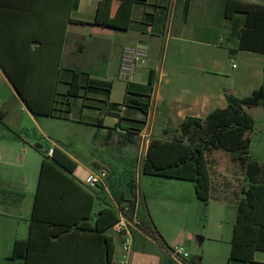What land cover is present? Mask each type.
<instances>
[{
	"label": "crops",
	"instance_id": "1",
	"mask_svg": "<svg viewBox=\"0 0 264 264\" xmlns=\"http://www.w3.org/2000/svg\"><path fill=\"white\" fill-rule=\"evenodd\" d=\"M98 1L10 0L9 2L14 5L17 3L24 8L0 12V35L15 37L17 43L23 37L32 35L53 36L56 37L57 43L64 39L61 49L58 45L57 49L50 50L54 55V60L51 58L44 65L40 64V67L49 68V70L51 67L53 69L60 67V75L65 79V82H60L65 85L63 89H66L67 81L73 75L72 68L90 70L98 61L102 65L96 68L97 72L87 75L82 73L81 81L84 82L88 78L110 80L112 61L109 60L108 52L111 47L114 46L118 50L117 63L121 69L124 48L142 46L146 50L145 58L139 60L140 63H135L128 75H123L122 70L121 73L124 77H130L128 79L132 84L131 89L135 91L141 89L142 86L150 85L149 75L150 70H153L155 81L150 88L149 112L146 115L140 108L127 104L129 95H131L127 92L129 84L127 82L124 98L119 101V103L125 102V107L122 108L119 104L108 112L113 118V124L104 122L100 124L108 130L112 128V135H122L127 131L125 124L126 126L138 125L135 119L146 117L145 125L137 130V134L141 135L149 131L155 133L152 137H164L165 128L176 127L187 115L205 117L216 107L226 106L227 91L237 96H245L264 83V52L255 50L251 46L250 48L240 46V32L245 27L246 16L240 11L227 15L225 0H190L186 16L184 0L136 2L132 12V22L127 29L93 23ZM247 1L264 4V0ZM167 3L169 11L164 20L163 5ZM117 4L118 0H114L113 9ZM4 7L0 3V8ZM165 40L168 51L165 54V62H162L159 54ZM6 41L10 44V38H6ZM249 42L253 44V40H248ZM21 52L22 50L18 49L15 57L13 51L3 49V57L8 61V66L17 65L13 62L15 58L21 59L19 55ZM56 54H60L61 57L59 65L53 63L56 60ZM145 68H147L146 77L141 79L136 77L139 73H143ZM0 73L12 84L1 65ZM111 94L110 100H112ZM95 97L104 96L95 94ZM22 101L26 104L23 99ZM260 105L262 104L252 107L258 108ZM249 107L246 109L256 121ZM87 108L95 110L92 118L99 124V109ZM31 112L35 117L39 116ZM6 116L7 113L3 120H0L4 124H6ZM259 132L262 133V128L257 130L254 122L249 131L250 154L264 166V156H255L251 151L254 143L264 142V136L259 135ZM17 140L15 138L11 140L9 135L0 133V162L9 164L14 158L20 157L18 141L22 142V140ZM123 144H128V140L123 141ZM50 146L58 147V144L52 141ZM234 159L241 164L238 158L234 157ZM41 161L42 159L40 167ZM219 162L220 160L218 162L215 160L211 167L212 196L210 199L235 202L238 212V201L244 195L242 187L246 183L245 178L240 180L239 187L231 186V177L226 173V167ZM215 165L219 166L218 171ZM87 175L81 179L74 176L85 183ZM29 180L24 172L11 171L9 166L0 167V264H18L24 259L23 256L13 254V246L16 239H26L30 233L31 214L38 180L36 182ZM27 187L29 197H27ZM107 201L114 205L117 202L113 194L108 191H98L92 221ZM110 229L113 230L110 227L106 232L114 239L113 257L119 263L165 264L168 249L150 237L143 240L144 244H137L134 241L128 260L123 263L121 261L124 253L122 237L115 234L114 230L110 233ZM87 233L89 234L82 237L78 234L67 235L60 239L53 237V241L44 240L42 243H36L30 254L31 264H106L104 241L101 242L99 238H95L90 234L91 231ZM163 233L166 235L165 232ZM37 245L47 246L42 248ZM246 264H264V250H257L254 261Z\"/></svg>",
	"mask_w": 264,
	"mask_h": 264
},
{
	"label": "trees",
	"instance_id": "2",
	"mask_svg": "<svg viewBox=\"0 0 264 264\" xmlns=\"http://www.w3.org/2000/svg\"><path fill=\"white\" fill-rule=\"evenodd\" d=\"M10 0H1L5 7L0 12H9L14 9L24 8L14 5ZM70 1V0H69ZM147 0H118L113 9L114 0H99L93 23L127 29L132 22L133 7L136 2ZM190 0H184V13H188ZM164 20L169 11V4L163 5ZM227 15L234 12H243L246 16L245 27L240 32V46L242 48H255L264 52V4L247 0H225ZM249 31V32H248ZM249 33V34H248ZM6 38H10L7 44ZM248 40H253L248 43ZM64 39L57 43L56 37L49 35H32L23 37L19 43L15 37L0 35V65L9 76L13 86L28 108L37 115H52L69 117L72 110V99L80 98L82 109L95 107L100 111L99 124L103 123L104 104H111V84L109 80L88 78L81 81L82 73L97 72L98 67L90 70L72 68V77L67 81L65 90H61L60 82L65 79L60 75V67L56 69L42 68L40 64L54 60L50 50L57 49L63 44ZM262 45V46H261ZM259 48V49H256ZM3 49L13 51L22 50L21 59L15 58L13 64L8 66V61L3 57ZM53 63L61 62L60 54H56ZM150 70L149 86L152 87L155 78ZM43 74V76H41ZM42 77V78H37ZM42 80V81H39ZM47 80V81H46ZM127 92L131 95L127 104L140 108L146 115L150 109V91L146 97L140 96L139 90L131 89L128 82ZM104 89L106 96L95 97L97 90ZM132 90V91H131ZM104 101V103H102ZM107 101V102H106ZM119 103V102H118ZM125 107V102L119 103ZM119 104L112 106L117 107ZM264 105V83L255 88L250 94L237 96L227 91V105L216 107L205 117L187 115L176 126L165 128V134L170 137L153 136L146 150L142 163L141 174L162 175L172 178L193 180L196 194L201 201L207 203L211 198V160L209 154L214 148H222L238 158L244 170L245 185L242 187L244 195L238 201V212L233 227L231 238L230 259H237L246 264L254 261L255 252L264 250V166L250 154L251 136L249 131L254 125V117L247 111V107ZM111 110V109H110ZM109 110V111H110ZM6 111L0 109V120H3ZM138 125L125 126L126 132L122 133L125 140H135L139 130L146 123L144 119H135ZM137 126V128L135 127ZM135 130V131H134ZM112 128L108 130L111 135ZM19 136V134H17ZM42 153L37 190L31 214L30 233L26 239H16L13 254L23 256L18 264H31L30 254L36 243L44 240L53 241L67 235L78 234L80 237L88 235L91 231L95 238L104 241L106 264H121L113 257L115 245L112 235L106 231L118 219V210L113 203L107 201L96 213L92 221L94 205L101 185L87 186L73 175L77 166L70 155L57 146L53 153L42 149L40 142L32 144ZM131 164L123 170L127 176L120 175L110 179L112 194L118 203L131 200L135 192L136 174L131 173ZM118 175V174H117ZM143 198V195L141 196ZM141 199L138 210V228L133 229L135 243L144 244L150 237L161 244L165 238L153 221L148 207ZM169 251L165 264H180L172 255V246L163 244ZM46 248L47 245H37ZM187 264H203L202 254L184 258Z\"/></svg>",
	"mask_w": 264,
	"mask_h": 264
},
{
	"label": "rangeland",
	"instance_id": "3",
	"mask_svg": "<svg viewBox=\"0 0 264 264\" xmlns=\"http://www.w3.org/2000/svg\"><path fill=\"white\" fill-rule=\"evenodd\" d=\"M116 49L113 46L108 52L109 60L112 61L109 85L111 84L113 91L112 94L110 93L111 104H104L106 113H103V122L105 124H113V118L108 112L113 109L112 106L123 100L127 82L130 81L128 79L130 77H124L121 73L117 63L119 54ZM167 51L165 40L159 54L162 62H165ZM95 63L93 67L102 65L100 61ZM138 63L140 61H136V64ZM145 74H147V68L136 77L145 78ZM64 86L61 84V90H65ZM138 90L140 96L145 98L150 91V86H142ZM105 92L104 89L97 90L99 96L104 94L106 96ZM17 93L9 80L0 73V109L7 113L6 124L0 121V133L9 135L11 140L14 138L22 140V142L17 140L20 143L18 149V153H21L20 157L14 158L9 164L0 162V167L9 166L11 171L24 172L29 181L36 182L42 153L32 144L38 141L42 144V149L47 150L52 145V141H55L58 147L77 161L74 175L78 179L84 178L89 169L95 171L106 169L107 187L101 185V191L112 194L109 180L120 175L126 177L127 171L123 168L128 164L132 165L130 171L135 176L137 159L155 133L146 131L138 135L135 140H128V144L125 145L122 135H108V128L98 124V121H93L94 109L86 107L82 110L79 98L72 99L69 117L52 115L35 117ZM249 111L255 115L257 130L262 128V133L258 134L264 136V105L258 108L250 106ZM171 135V133L163 134L164 137ZM251 151L253 155L263 157L264 142L254 143ZM209 158L212 163L220 160L219 163L226 167V173L232 180L231 186H238L240 180L244 179L243 168L238 161H234L230 151L214 148ZM215 166L218 171L219 166ZM140 187L143 192L142 200L148 207L158 230L162 235L163 232L166 233L163 235L165 238L163 244L173 248L183 246L189 253L187 258L202 254L203 264H243L237 259L229 260L233 225L237 213L235 202L210 199L204 203L196 194L194 181L189 179L167 178V176L144 173L140 177ZM28 191L27 187V197H29ZM109 232L112 233L113 230L110 229Z\"/></svg>",
	"mask_w": 264,
	"mask_h": 264
},
{
	"label": "built area",
	"instance_id": "4",
	"mask_svg": "<svg viewBox=\"0 0 264 264\" xmlns=\"http://www.w3.org/2000/svg\"><path fill=\"white\" fill-rule=\"evenodd\" d=\"M146 56V50L142 48V46L137 47H125L123 50V55L121 59V70L123 75H128L132 66L136 63V61L143 60ZM148 143L144 150L141 151L139 158L137 159L136 166V186L135 192L131 200H125L121 203L116 202L115 207L118 210V219L112 225V228L115 234L120 235L122 237V246H123V257L122 262H127L129 254L133 247L134 242V233L133 229L138 228L139 218H138V210L141 204V196L142 190L140 187V177L142 172V163L144 156L146 154V150L148 147ZM54 146H51L48 150L49 154L53 153ZM106 169L102 171L91 170L86 179L85 183L87 186L97 187L99 185H103L107 187L106 183ZM171 255L180 263L185 264L184 258L189 256V253L184 249L183 246L175 247L171 250Z\"/></svg>",
	"mask_w": 264,
	"mask_h": 264
}]
</instances>
